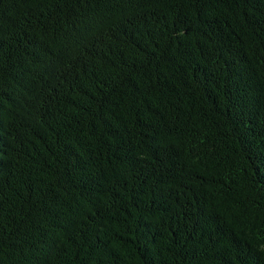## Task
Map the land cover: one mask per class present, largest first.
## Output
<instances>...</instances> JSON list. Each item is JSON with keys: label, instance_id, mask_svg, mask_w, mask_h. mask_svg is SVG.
<instances>
[{"label": "trees", "instance_id": "1", "mask_svg": "<svg viewBox=\"0 0 264 264\" xmlns=\"http://www.w3.org/2000/svg\"><path fill=\"white\" fill-rule=\"evenodd\" d=\"M0 264H264V0H0Z\"/></svg>", "mask_w": 264, "mask_h": 264}]
</instances>
